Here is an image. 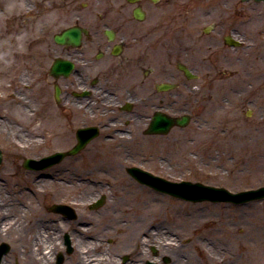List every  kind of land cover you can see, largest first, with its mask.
Masks as SVG:
<instances>
[{"label":"rangeland","instance_id":"rangeland-1","mask_svg":"<svg viewBox=\"0 0 264 264\" xmlns=\"http://www.w3.org/2000/svg\"><path fill=\"white\" fill-rule=\"evenodd\" d=\"M121 2L0 0V219L4 216L19 226L5 231L0 241L27 250L33 246L32 238L24 236L19 241L17 231L21 232L28 222L51 217L43 205L55 200L103 199L104 206L117 211V220L122 218L125 222L117 226L123 231L117 241L119 245L123 241L131 244L134 262L149 259L156 264H178L180 257L183 264H264V199L243 205L184 202L142 186L125 172L126 168L137 166L172 181L199 182L230 192L264 185V70L257 68L264 62L263 2L213 0V17L222 16L209 20L218 21L228 14L222 22H233L230 26L240 32L244 47L228 51L229 79L219 84H228L229 89L226 95L214 94L207 103L217 112L210 118L211 124L197 130L190 122L182 131L173 129L158 141L98 138L80 154L43 171L22 168L24 158L38 159L74 144V140H63L61 134L51 132L49 126L61 125V118L53 116L55 107H33L21 99L24 95L29 98V91H21L18 79L22 56L29 47L49 60L45 45L52 44L51 34L74 21L100 25V15L109 22ZM40 3L44 9L31 17L33 4L39 7ZM204 23L198 22L189 32L191 40L183 37L182 45L175 48L189 51L191 48L186 46L194 47L192 42L203 48L204 42L209 41L199 34ZM44 26L47 27L43 31L50 32L36 38ZM213 47L221 52L218 45ZM247 47L249 55L258 56L259 60L249 72L252 76L244 73L242 61H238ZM164 66L167 77L175 73L171 66ZM244 87L246 99L258 98L256 107L240 106L237 93ZM180 89L179 107L189 109L191 91L184 84ZM174 94L167 102L176 101L170 111L178 114L179 95ZM247 110L249 117L245 115ZM142 187L145 191L138 190ZM44 198L47 202L37 206L35 201ZM127 235L130 239H126Z\"/></svg>","mask_w":264,"mask_h":264},{"label":"flooded vegetation","instance_id":"flooded-vegetation-1","mask_svg":"<svg viewBox=\"0 0 264 264\" xmlns=\"http://www.w3.org/2000/svg\"><path fill=\"white\" fill-rule=\"evenodd\" d=\"M119 6L116 12L113 9L114 16L109 22L100 15V25L72 24L88 30V37L78 48L59 46L57 50L51 39L52 44L45 45L49 60L27 48L18 70L24 85L21 90L29 91L26 100L35 107H55L53 116L61 118V125L50 128L53 134L60 133L67 140L75 138L77 129L92 127L96 131V139L111 140L118 136L139 142L158 141L166 135L149 132L158 112L172 117L188 114L197 130L211 124L210 118L217 112L207 103L214 94L226 95L229 89L228 84H219L229 79L228 51H239L244 47L231 48L225 42L232 36L244 44L240 32L230 26L233 22L223 24L228 14L218 21H210L222 16L215 14L213 17V0H136L135 3L122 0ZM136 8L143 12V20L133 15ZM105 22L109 25L106 26ZM198 22H206L199 27V34L209 38L204 42L205 46L198 47L192 42L194 47L186 46L191 48L189 51L183 47L175 48L182 45L183 37L191 40L189 32ZM101 26L111 29V42ZM214 44L221 48V52L213 50ZM55 52L73 62L69 76L55 79L51 75L50 66ZM203 52L206 54L202 56ZM241 54L244 55H239L238 61H242L244 73L252 76L249 72L259 62L258 56L249 55L248 47ZM189 58L191 64H188ZM180 63L190 71L191 80L186 79L179 68ZM165 64L171 66L175 73L167 77ZM257 68L264 70V62ZM164 83L171 84L173 88L159 90ZM181 84L191 91L189 109L179 107ZM250 85L253 89L254 85ZM55 86L59 89L57 99ZM178 90L179 93L175 92ZM174 93L179 95L178 114L170 111L176 101L167 102ZM237 94L240 106L256 107L258 98L246 99L245 87L240 88ZM226 105H229V100ZM173 129L183 130L174 127L170 131ZM41 202L46 203L47 200ZM105 203L97 207V200L48 202L43 208L52 216L31 222L30 229L19 234V237H38L41 234L45 236L44 246L27 250L10 248L8 254L0 259V264H134L131 244L123 241L119 245L117 241V236L123 234L117 226L125 222L122 218L117 220V211L107 208ZM55 204L67 205L71 210H52L51 206ZM80 208L84 211L80 212ZM126 239L130 237L127 235ZM148 261L142 260V264H148Z\"/></svg>","mask_w":264,"mask_h":264},{"label":"water","instance_id":"water-1","mask_svg":"<svg viewBox=\"0 0 264 264\" xmlns=\"http://www.w3.org/2000/svg\"><path fill=\"white\" fill-rule=\"evenodd\" d=\"M257 1H259V0H257ZM65 35H73L72 40L75 43L79 39L78 31L69 30L65 33ZM63 37H64V35L61 37H56V41L60 42V43L63 42ZM184 122H185V120L181 121L180 123L183 124ZM82 146H83V143H79L71 152L77 151ZM61 157H62V155H60V154L55 155V156L49 157L44 162H47V165H49V164L57 162L58 160H60ZM33 163L34 162L31 160H25L24 167L25 168H32ZM136 173L139 175L143 174L141 172H136ZM144 176H145V174H144ZM155 183H156L155 187L157 189L164 191V192H167V193H170V194H173V195L178 196V197L189 198V199H193V200H196V199L197 200L212 199V197H209L207 195H191L192 192L190 191V189H188V188H190L188 183H181L178 185L169 184V183L168 184H162L161 182H155ZM198 187H200V186H198ZM197 189H201V188H197ZM206 190H208L212 193L222 192L229 198V199H225V200H231V201L236 202V203L246 202L249 200L259 199L261 197H264V187L259 189V190H256V191L242 192V193H238L235 195H230L227 192H225L224 190H214L211 188H206Z\"/></svg>","mask_w":264,"mask_h":264},{"label":"bare ground","instance_id":"bare-ground-1","mask_svg":"<svg viewBox=\"0 0 264 264\" xmlns=\"http://www.w3.org/2000/svg\"><path fill=\"white\" fill-rule=\"evenodd\" d=\"M141 189H142V191H145V189L143 187L138 188V190H141ZM9 228H11V226H9V225H5L4 228L2 225H0V234L2 233L3 230L9 229ZM169 243H172V242H169ZM182 261L183 260L180 257L176 260V262H179L178 264H183Z\"/></svg>","mask_w":264,"mask_h":264}]
</instances>
